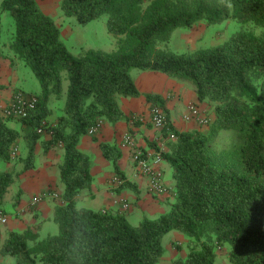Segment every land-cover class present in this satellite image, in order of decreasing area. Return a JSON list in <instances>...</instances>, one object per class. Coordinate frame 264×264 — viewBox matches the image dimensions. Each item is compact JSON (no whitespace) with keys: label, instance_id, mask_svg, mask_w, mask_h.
Wrapping results in <instances>:
<instances>
[{"label":"trees","instance_id":"trees-1","mask_svg":"<svg viewBox=\"0 0 264 264\" xmlns=\"http://www.w3.org/2000/svg\"><path fill=\"white\" fill-rule=\"evenodd\" d=\"M60 7L81 25L107 15L108 31L118 37L116 49L75 56L38 0H2L0 13L9 12L15 23L9 49L32 69L42 93L36 110L19 120L22 132L0 112V166L12 163V150L20 143L26 150L20 157L23 171L34 168L39 143L44 151L61 148L64 193L54 215L57 233L42 236L40 223L10 231L0 253L16 258L14 264H159L164 237L178 231L188 238V253L172 264H216L225 246L231 264H264V0H61ZM230 18L252 29L194 52L168 47L179 29ZM134 70L187 81L199 102L214 104L209 131H182L171 124L161 96L144 95L167 115L163 130L169 139L160 153L172 168L175 199L167 212L137 226L124 214L77 208L75 201L93 182L92 161L79 150L80 141L98 122L123 117L121 98L142 95ZM64 73V107L39 134L51 113L47 100L63 94ZM223 130L238 131L241 143L217 152L214 139ZM45 134L50 137L42 140ZM101 149L121 175L119 149L114 144H101ZM18 174L0 169L1 201ZM120 179V188L138 192L135 184ZM20 196L21 191L14 204Z\"/></svg>","mask_w":264,"mask_h":264},{"label":"crops","instance_id":"crops-1","mask_svg":"<svg viewBox=\"0 0 264 264\" xmlns=\"http://www.w3.org/2000/svg\"><path fill=\"white\" fill-rule=\"evenodd\" d=\"M38 2L50 15L40 0ZM21 65L10 51L9 42H0V111L11 102L14 93L18 91V69ZM132 77L142 95L136 98H121L120 110L123 117L115 122L103 120L98 134L94 136L87 134L80 141L79 150L88 154L92 161L93 182L89 188L80 191L75 201L77 208L120 213L129 221L135 220L140 223L144 218L156 219L167 212L175 199V180L168 163L162 160L155 166L163 172L164 184L169 189L168 194L158 195L149 191V178L138 170L133 161V154L137 150L152 153L166 150L169 139L165 136L164 130H159L151 124L150 110L153 104L149 103L144 95L161 96L165 100L171 124L182 131H206V127L196 119L186 118L188 106L195 104L202 116L213 120L214 104L199 102L195 91L185 82L164 73L134 70ZM139 117L143 118V121L138 120ZM56 120L51 121L55 123ZM8 125L22 132L19 120H10ZM126 134L132 136L134 147L123 145ZM49 137V134H45L42 140ZM101 144H114L119 149L121 175L116 172L112 162L104 157ZM18 146L20 149L21 143ZM63 159V149L54 148L44 151L39 143L34 168L25 171L22 168L16 176L13 185H16V188L11 187L5 198L0 200V212L7 216V222L0 223V251L10 231H24L27 227L40 223L43 225L42 236L51 233L48 230L44 234L42 232L47 224L54 221L56 207L61 204V199L50 195L36 207H31V201L35 196L43 193H57L60 197L63 195L64 186L60 178V165ZM9 167L10 164L2 165L3 169ZM116 177L135 184L138 192L129 186L120 188L113 185V179ZM19 191H21L20 201L16 205L15 195ZM125 202L129 204L128 210L123 209L122 204ZM187 242L188 238L178 231L168 233L163 239L165 253L159 264H172L174 259L185 257L188 253ZM221 252L222 254L218 256H225L224 254L227 253L226 250ZM4 256L6 255L0 253V258Z\"/></svg>","mask_w":264,"mask_h":264},{"label":"rangeland","instance_id":"rangeland-1","mask_svg":"<svg viewBox=\"0 0 264 264\" xmlns=\"http://www.w3.org/2000/svg\"><path fill=\"white\" fill-rule=\"evenodd\" d=\"M60 2L61 0H40V3L48 9L50 16L59 27L61 40L70 52L75 56H79L83 51L89 49H100L104 51H114L116 49L118 37L109 33L107 28V15H103L87 25H81L75 20V18H69L64 15L60 7ZM1 3L2 0H0V7ZM247 29H252V25L239 23L232 18L214 25H208L206 22L201 21L190 28H182L175 31L168 47L175 52H194L201 48L222 44L233 34ZM14 30L15 23L11 14L9 12L0 13V42H9ZM257 32L260 31L257 30ZM21 64V67L18 69V91H22L28 95H41L42 88L34 72L30 67L23 63ZM63 78L62 96L56 97L52 95L46 102V107L51 111L45 119L48 123H52L51 120L57 119L64 107L68 91L66 73L63 74ZM184 82L189 88L194 90L191 83L187 81ZM208 118L209 117H207V119ZM208 120L207 124H201L206 127V131H209V126L212 121L210 119ZM214 143L217 152H223L232 147H237L241 143V137L238 131L223 130L216 135ZM25 154L26 150L24 144L21 143V148L12 160L9 169H14L16 174L19 173L23 167V164L20 162V157ZM1 168L2 166H0V169ZM12 188H16V185L12 186ZM130 223L134 226L139 224L135 220H131ZM47 230L52 234L58 232V226L55 221L47 224L42 233L44 234ZM227 249H229V246H225L224 250L227 251ZM222 250H218L217 253L222 254ZM224 255L227 256V253ZM225 256H218L216 264H231ZM15 261L16 258L11 256L0 258V264H9V262L14 264Z\"/></svg>","mask_w":264,"mask_h":264},{"label":"built area","instance_id":"built-area-1","mask_svg":"<svg viewBox=\"0 0 264 264\" xmlns=\"http://www.w3.org/2000/svg\"><path fill=\"white\" fill-rule=\"evenodd\" d=\"M38 106V98L35 95H28L22 91H16L13 95V98L9 104L5 106L0 112L2 115L9 120H22L27 119L30 114L36 110ZM186 118L196 119L200 124H207L208 119L201 115L200 110L195 104H190L188 106V114ZM138 120L143 121V118L139 117ZM103 121L98 122L96 125L92 126L88 134L96 135L99 133L102 128ZM150 122L151 124L159 129L163 130L167 125V115L163 108L159 106H152L150 110ZM46 121H43L41 126L38 128V133L43 134L45 132L44 126ZM123 145L134 147L135 142L130 134H126L123 139ZM19 152V147H15L12 150V156H16ZM133 161L135 166L140 170L142 174L149 178L148 189L150 192L158 195L168 194L169 189L164 184V175L163 172L156 168V164L162 161L160 152H144L142 150H137L133 154ZM123 181L116 177L113 179V185L120 187ZM53 195L56 199H61L60 195L57 193H43L39 196H35L31 201V207H36L39 205L43 199L47 196ZM123 205L124 210L129 209V204L125 202ZM7 222V216L0 214V223L5 224Z\"/></svg>","mask_w":264,"mask_h":264}]
</instances>
